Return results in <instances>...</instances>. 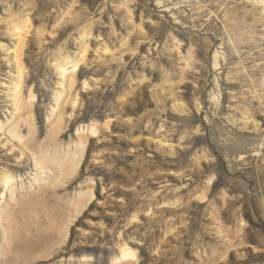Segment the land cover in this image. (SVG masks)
<instances>
[{
  "label": "rangeland",
  "instance_id": "374dc122",
  "mask_svg": "<svg viewBox=\"0 0 264 264\" xmlns=\"http://www.w3.org/2000/svg\"><path fill=\"white\" fill-rule=\"evenodd\" d=\"M0 264H264V0H0Z\"/></svg>",
  "mask_w": 264,
  "mask_h": 264
},
{
  "label": "bare ground",
  "instance_id": "6f19581e",
  "mask_svg": "<svg viewBox=\"0 0 264 264\" xmlns=\"http://www.w3.org/2000/svg\"><path fill=\"white\" fill-rule=\"evenodd\" d=\"M5 50H6V49H5ZM257 69H260V66H258ZM63 71H64V69H63ZM253 72H254V70H253ZM2 181H3L4 186H5V185H6V182H8V181H7V176H4V177L2 178ZM126 255H128L127 252H126V253H123V254H122V257H125Z\"/></svg>",
  "mask_w": 264,
  "mask_h": 264
}]
</instances>
